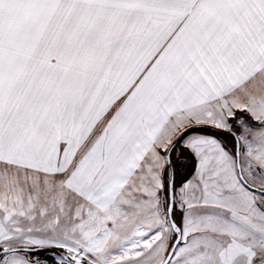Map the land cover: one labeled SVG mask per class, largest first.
Instances as JSON below:
<instances>
[{
	"label": "crops",
	"instance_id": "1",
	"mask_svg": "<svg viewBox=\"0 0 264 264\" xmlns=\"http://www.w3.org/2000/svg\"><path fill=\"white\" fill-rule=\"evenodd\" d=\"M76 1L60 36L66 54L51 67L40 58L11 67L0 53V163L57 173L78 155L72 186L98 193L108 209L122 188L139 196L156 187L157 197L166 152L185 129L228 131L236 110L264 119V0ZM239 129L242 174L263 189L264 164L251 163L261 146ZM180 146L194 159L174 191L180 224L196 213L202 219L203 206L247 221L264 216L261 192L238 177L232 133L190 132Z\"/></svg>",
	"mask_w": 264,
	"mask_h": 264
},
{
	"label": "rangeland",
	"instance_id": "2",
	"mask_svg": "<svg viewBox=\"0 0 264 264\" xmlns=\"http://www.w3.org/2000/svg\"><path fill=\"white\" fill-rule=\"evenodd\" d=\"M75 6H80L76 0H0V21L4 19L0 53L10 55L11 67L20 63L33 67L38 58L44 69L51 67L57 54H66L67 40L60 36L67 34L63 26L68 16L74 22ZM231 119L237 133L242 126L244 141L251 147L261 146L251 163H257L256 158L263 165L264 119L256 121L236 110L229 120L230 128ZM241 151L239 143V161L244 157ZM78 158L64 172L42 174L0 163V250L58 247L63 249L61 253L50 252L58 264H71L66 255L87 264H161L174 236L163 188L157 197L156 187L139 188L145 191L139 196L122 188L108 209L101 208L98 193L87 196L83 187L72 186ZM259 195L263 199L264 192ZM173 205L179 218L174 195ZM260 206L263 213L264 202ZM260 213L254 212L253 220L247 221L242 215L235 218L236 214L203 206L199 213L202 219L194 218L196 213L181 220L180 242L167 264H264V216ZM39 257L25 252L4 253L0 254V264H43Z\"/></svg>",
	"mask_w": 264,
	"mask_h": 264
},
{
	"label": "trees",
	"instance_id": "3",
	"mask_svg": "<svg viewBox=\"0 0 264 264\" xmlns=\"http://www.w3.org/2000/svg\"><path fill=\"white\" fill-rule=\"evenodd\" d=\"M233 119H231V128L228 131L221 130L215 127H211L208 125H194L187 129H185L173 142L171 145H174L173 148L170 151L169 158L170 162L166 163V168H170V175L173 178V191L177 188V186H180L192 173L193 167H194V159L193 156L187 152V150L180 146L181 139L184 135L189 134L190 132H203L206 134L215 135L217 137H220L223 139L224 135L232 133L235 137L236 141V134H237V127L232 122ZM249 120L250 123L255 124L253 120ZM258 124V123H257ZM261 124H264V121L261 122ZM170 145V146H171ZM179 148L180 154L179 156L175 157V150ZM163 191L165 194V204L167 209V203H168V181H169V174L167 172V169L163 170ZM176 209L173 205L172 209V218L175 221V223L180 226L179 218L175 216ZM175 236H173L174 239ZM173 242V241H172ZM63 249L58 247H43L40 250L36 252H31L30 254H38L39 262L43 264H58L57 261L54 259L52 255H50V252H56L61 253Z\"/></svg>",
	"mask_w": 264,
	"mask_h": 264
},
{
	"label": "water",
	"instance_id": "4",
	"mask_svg": "<svg viewBox=\"0 0 264 264\" xmlns=\"http://www.w3.org/2000/svg\"><path fill=\"white\" fill-rule=\"evenodd\" d=\"M173 145L170 146V148L167 150L165 158H166V162L169 163L170 162V158H169V154L170 151L172 149ZM235 162H236V169H237V174L238 177L240 179V181L249 189L254 190V191H260V192H264V190L248 183V181L244 178L241 169H240V165H239V142L236 138V143H235ZM168 203H167V209H166V216L169 222V225L171 227V230L174 233V239L173 242L166 254V256L164 257L163 261L161 264H167L169 262V260L171 259L174 250L176 248V246L178 245V243L180 242V238H181V229L180 227L175 223V221L172 218V209H173V195H174V191H173V178L172 176H170L169 181H168ZM41 248H43L42 246H35V247H29V246H16V247H10V248H4L0 250V254H4V253H12V252H25V253H31V252H36L38 250H40ZM66 259L71 263V264H87L84 263L81 260H78L76 258H73L69 255L65 256Z\"/></svg>",
	"mask_w": 264,
	"mask_h": 264
}]
</instances>
